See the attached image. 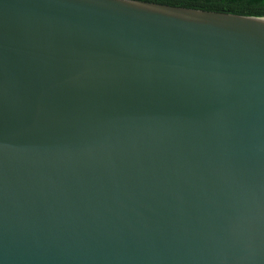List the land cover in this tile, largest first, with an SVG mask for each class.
<instances>
[{"label":"water","instance_id":"water-1","mask_svg":"<svg viewBox=\"0 0 264 264\" xmlns=\"http://www.w3.org/2000/svg\"><path fill=\"white\" fill-rule=\"evenodd\" d=\"M0 264H264V14L0 0Z\"/></svg>","mask_w":264,"mask_h":264},{"label":"trees","instance_id":"trees-1","mask_svg":"<svg viewBox=\"0 0 264 264\" xmlns=\"http://www.w3.org/2000/svg\"><path fill=\"white\" fill-rule=\"evenodd\" d=\"M176 6L264 14V0H149Z\"/></svg>","mask_w":264,"mask_h":264}]
</instances>
